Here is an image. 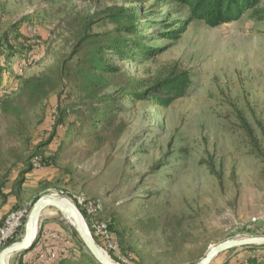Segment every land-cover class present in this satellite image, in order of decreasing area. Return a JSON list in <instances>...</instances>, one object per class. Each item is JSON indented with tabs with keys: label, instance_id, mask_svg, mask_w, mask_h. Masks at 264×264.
Here are the masks:
<instances>
[{
	"label": "rangeland",
	"instance_id": "374dc122",
	"mask_svg": "<svg viewBox=\"0 0 264 264\" xmlns=\"http://www.w3.org/2000/svg\"><path fill=\"white\" fill-rule=\"evenodd\" d=\"M97 3L113 4L109 0H0V43L13 24L19 25L17 32L32 24L30 42L37 46L31 64H14L10 70L20 68L24 78L47 71L60 53L69 50L63 33L67 16L90 11ZM259 8H264V0ZM185 12L172 0L140 4L144 43L158 50L116 62L131 76L142 77L177 64L191 76L186 96L166 108L151 102L126 103L114 118L119 134L107 128L100 132V140L80 126L57 129L50 145L41 150L52 158L50 165L33 161L19 197L11 195L4 203L0 196V229L11 214L26 209L15 235L22 238L34 202L42 195H53L76 208L91 236L118 264H196L219 242L264 236V161L252 154L236 117L239 110L263 144L258 123L264 128V19L249 10L230 23L209 27L194 21L177 39L164 37L187 16ZM15 98L17 115L0 110L3 193L10 192L35 145L51 134L57 109L66 111L75 100L69 86L40 101L28 94L17 93ZM211 164L221 170L222 185L210 172ZM232 172L236 184L230 179ZM82 198L99 202L95 220L115 222L124 234L122 247L115 237L117 247L110 248L92 219L87 224L80 211L88 213ZM72 228L58 210L45 209L38 224L41 245H50L53 233L69 238ZM17 255L10 257V264ZM252 255L264 263V248L241 247L218 254L210 264L227 259L238 264Z\"/></svg>",
	"mask_w": 264,
	"mask_h": 264
},
{
	"label": "trees",
	"instance_id": "16d2710c",
	"mask_svg": "<svg viewBox=\"0 0 264 264\" xmlns=\"http://www.w3.org/2000/svg\"><path fill=\"white\" fill-rule=\"evenodd\" d=\"M109 1L113 4L97 3L90 11H80L67 16L63 33L69 50L60 53L52 67L38 76L24 78L20 68L16 72L10 70L14 64H31L33 57L37 55L35 52L37 46L30 42L34 36L32 24H26L23 32H17L16 28L19 25L13 24L11 30L1 39L0 110L2 112L17 115L13 111L17 93L28 94L31 98L40 101L50 92L58 88L63 90L65 86H69L71 96L74 95L75 98L69 105V110L57 109V119L53 122L51 134L44 142L35 145V150L26 162L25 168L13 181L10 192L3 193V182H0V196L4 203L11 195L15 198L19 197L25 175L33 169V161H38L41 166L50 165L49 161H52V158L45 156L41 150L50 145L57 129L63 128L67 131L80 126L88 129L89 135L96 140H100V132L107 128H112L113 132L119 134L120 128L115 127L114 118L116 112L126 109V103L151 102L166 108L186 96L191 84V76L187 70L177 64H172L149 77L131 76L118 66L116 61L134 59L136 56L145 57L154 54L158 49H150L144 43L145 36L141 32L143 17L139 13V5L148 0ZM117 1L121 4L118 5ZM172 1L179 7L185 8L187 16L177 22V26L172 30L164 33V37L169 39H177L186 30L187 25L194 21H202L209 27H217L240 19L249 10L254 17L259 20L264 19V8H259L263 0ZM107 24L112 27L104 30L94 29ZM236 117L252 154L264 161V141L263 144L258 141L250 123L239 110H236ZM258 127L264 139V128L260 123ZM209 170L222 185L221 170H216L213 164L209 166ZM230 179L236 184L234 172ZM46 185L49 184H43L45 188L48 187ZM80 211L88 224L89 217L86 211L82 208ZM54 220L55 218H48L49 222ZM23 223L24 220L22 228ZM107 224L109 231L115 235L121 246L123 232L114 226L115 222L108 220ZM60 235L61 232H57L58 237L56 236L50 245H41L39 231L33 246L15 256L14 264H99L87 249L84 250L85 246L74 228L69 238L65 236L62 238ZM15 237L9 240L8 244L20 239ZM93 238L95 239L94 236ZM258 248H264V245L244 247L250 251ZM49 249L55 252L54 258L48 262H41L40 256L46 254ZM74 252H79V255L76 256ZM28 254L31 256L26 259L25 256ZM113 260L118 262L115 258ZM261 260L262 258L257 255H252L238 264H264ZM220 264H231V260L227 259Z\"/></svg>",
	"mask_w": 264,
	"mask_h": 264
},
{
	"label": "water",
	"instance_id": "95a60500",
	"mask_svg": "<svg viewBox=\"0 0 264 264\" xmlns=\"http://www.w3.org/2000/svg\"><path fill=\"white\" fill-rule=\"evenodd\" d=\"M50 207L58 210L68 221L70 220V225L99 264H118L97 244L76 208L73 205L63 203L61 199L53 195H42L34 202L25 220L22 238L5 246L0 251V264H10L11 256L27 251L33 246L38 232L40 216L45 209ZM253 245H264V236H243L219 242L211 246L196 264H210L218 254L224 251Z\"/></svg>",
	"mask_w": 264,
	"mask_h": 264
},
{
	"label": "built area",
	"instance_id": "2783aa9c",
	"mask_svg": "<svg viewBox=\"0 0 264 264\" xmlns=\"http://www.w3.org/2000/svg\"><path fill=\"white\" fill-rule=\"evenodd\" d=\"M88 203V217L92 219L94 223V228L98 230L105 238L106 242L110 245V247H115V235L109 231L108 226L104 222L96 221L94 216L98 212L91 211V204H95V201L86 200ZM27 210H20L19 213V220H13L9 225H4V234L1 235V241H0V251L3 249L4 245L11 240L18 232V229L20 228L22 218L25 216ZM264 230V228L262 229ZM57 234L53 233L52 237L56 238ZM58 237V236H57ZM55 256L54 251H48L46 254H43L40 256L41 262H48L52 260Z\"/></svg>",
	"mask_w": 264,
	"mask_h": 264
},
{
	"label": "bare ground",
	"instance_id": "6f19581e",
	"mask_svg": "<svg viewBox=\"0 0 264 264\" xmlns=\"http://www.w3.org/2000/svg\"><path fill=\"white\" fill-rule=\"evenodd\" d=\"M81 197H83V196H81ZM59 199H61V198H59ZM86 200L87 199L82 198V199H80V203L85 206V208H86V210L88 212V203H87ZM61 201L63 203H65V204H70L69 201L66 200V199H61ZM90 201H95V204H91V211H93V212L97 211V209L99 208V202L96 201V200H90ZM13 220H19V213L11 214L10 217L6 220L5 225H9V223H11ZM3 234H4V226L0 229V241H1V235H3ZM115 246L117 247V243L116 242H115ZM110 248H114V250L116 249L115 247H110Z\"/></svg>",
	"mask_w": 264,
	"mask_h": 264
},
{
	"label": "crops",
	"instance_id": "0c3cea01",
	"mask_svg": "<svg viewBox=\"0 0 264 264\" xmlns=\"http://www.w3.org/2000/svg\"><path fill=\"white\" fill-rule=\"evenodd\" d=\"M50 225L52 226V225H54V224H49V227H50Z\"/></svg>",
	"mask_w": 264,
	"mask_h": 264
}]
</instances>
